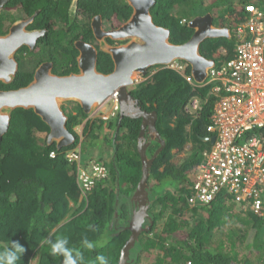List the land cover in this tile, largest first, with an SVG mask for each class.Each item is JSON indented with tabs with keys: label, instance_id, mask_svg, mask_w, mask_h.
<instances>
[{
	"label": "trees",
	"instance_id": "16d2710c",
	"mask_svg": "<svg viewBox=\"0 0 264 264\" xmlns=\"http://www.w3.org/2000/svg\"><path fill=\"white\" fill-rule=\"evenodd\" d=\"M247 5L264 10V0H157L153 10L155 23L170 30L173 44L189 41L194 34L189 22L211 14L218 28L232 34L231 39H209L201 45V55L218 63L234 57ZM221 49L227 50L224 59L219 57ZM31 81L32 74H22L4 89L16 90ZM132 93L144 111L158 113L156 128L165 148L148 182L150 230L131 249L130 262L264 264V209L255 213L234 200L191 202L194 171L212 145L207 129L219 98L210 87L194 89L170 70L136 85ZM193 97L202 101L196 115L185 111ZM67 115V128L76 140L61 150L47 145L50 129L32 110L17 109L12 115L9 132L0 142V264L119 263L131 235L124 228L142 175L137 150L141 120L119 122L117 115L110 122L92 121L78 105ZM85 120L87 141L75 132ZM105 128L112 135L104 134ZM151 144L149 158L160 148L158 141ZM79 145L85 162L99 161L108 169L91 191L82 190L76 165L64 159L66 151ZM107 148L112 153L104 163L95 151ZM54 151L55 160L49 156ZM183 153L186 157L177 162L176 156Z\"/></svg>",
	"mask_w": 264,
	"mask_h": 264
},
{
	"label": "water",
	"instance_id": "95a60500",
	"mask_svg": "<svg viewBox=\"0 0 264 264\" xmlns=\"http://www.w3.org/2000/svg\"><path fill=\"white\" fill-rule=\"evenodd\" d=\"M133 9V15L118 31L108 36L113 40L129 41L119 47L105 45L103 50L113 59L115 68L109 74L97 70V51L93 46L81 43L80 72L67 76H57L51 72V65H43L36 72L34 79L25 87L16 90H0V142L9 132L12 115L17 109L32 110L50 129L47 142L56 144L61 150L75 143V136L68 130V115L65 104L80 106L87 115L101 109L112 99L118 101L121 118L141 120L138 137V154L142 164V175L133 195L135 205L131 220L126 230L131 232L129 240L121 250L118 264H131L130 251L138 242L142 232L149 231L145 226L149 215V178L151 168L158 154L165 148V141L157 131L158 113L144 111L140 102L131 95L137 77H145L149 70L158 66L182 61L191 67V74L197 84H202L208 76V69L214 65L201 55L203 42L209 39L229 38L228 28L213 26L211 14L196 17L188 26L194 30L189 41L184 44H173L168 28L158 26L154 22L151 9L156 0H127ZM4 0H0V11ZM26 22L15 26L11 34L0 37V82L10 84L16 74L17 63L13 55L23 45L14 37L18 28L26 26ZM97 37L99 33L95 31ZM42 33H39L41 35ZM36 34L24 39L30 40V47L35 44ZM148 129L152 140H157L160 148L152 158L147 156L150 142L145 134ZM215 138L211 139V143ZM117 217V215H116Z\"/></svg>",
	"mask_w": 264,
	"mask_h": 264
},
{
	"label": "built area",
	"instance_id": "2783aa9c",
	"mask_svg": "<svg viewBox=\"0 0 264 264\" xmlns=\"http://www.w3.org/2000/svg\"><path fill=\"white\" fill-rule=\"evenodd\" d=\"M244 11L246 21L238 27L234 57L214 62L202 84H196L188 74L185 62L175 61L161 70L177 73L194 89L210 87L219 98L207 129L215 142L194 171L191 202L207 205L223 193L244 209L259 213L264 209V10L247 5ZM226 56L227 50L221 49L219 57ZM201 104L199 97H193L185 111L196 115ZM66 159L80 164L81 155L71 152ZM107 173L106 167L98 164L90 170L78 169L85 191Z\"/></svg>",
	"mask_w": 264,
	"mask_h": 264
},
{
	"label": "flooded vegetation",
	"instance_id": "af4514ba",
	"mask_svg": "<svg viewBox=\"0 0 264 264\" xmlns=\"http://www.w3.org/2000/svg\"><path fill=\"white\" fill-rule=\"evenodd\" d=\"M153 9L154 7L151 14L155 19L157 14ZM133 13L127 0H4L0 11V37L6 38L15 26L25 22L27 24L14 33L16 40L23 43L13 55L17 63L15 77L10 84L0 82V90H7L4 88L13 84L22 74H32L33 80L35 72L47 64L52 66L51 72L57 76L78 74L81 52L77 45H82L81 43L91 45L97 51V70L104 74L111 73L115 64L112 57L103 50V46L119 47L129 42L113 40L108 35L118 31L131 19ZM213 26L218 28L214 21ZM95 31L99 33V37ZM36 33L35 44L30 47L31 41L24 37ZM61 37L66 40L64 44ZM161 69L160 66L151 68L145 77L136 78V85L164 71ZM134 88L135 86L130 90L131 95ZM76 107V104L71 103V110ZM116 115L119 116V122L126 118H121L120 109L113 113L114 118ZM93 116L94 114L90 115L89 120H95ZM86 120L81 125L82 129L81 126L76 128V134L85 141V124L88 123ZM145 137L150 142L149 147L152 141H157L152 140L148 129ZM47 145L52 146L48 142Z\"/></svg>",
	"mask_w": 264,
	"mask_h": 264
},
{
	"label": "clouds",
	"instance_id": "9594fccd",
	"mask_svg": "<svg viewBox=\"0 0 264 264\" xmlns=\"http://www.w3.org/2000/svg\"><path fill=\"white\" fill-rule=\"evenodd\" d=\"M214 18V17H213ZM220 28V27H219ZM230 31V30H229ZM231 32V31H230ZM215 62V61H214ZM189 66V65H188ZM161 67V66H160ZM192 75V74H191ZM153 77V76H152ZM151 77V78H152ZM151 78H149V79H147V80H150ZM146 80V81H147ZM196 83V82H195ZM197 84V83H196ZM136 86V85H135ZM112 100H114V103H115V106L117 105V109L116 110H114L113 112H111V114L109 115V117H107V119H114V116H113V113L114 112H116V111H118L119 110V105H118V101L116 100V99H112ZM111 101V100H110ZM108 103V102H107ZM107 105V104H106ZM105 106V105H104ZM103 106V107H104ZM102 107V108H103ZM100 110V109H99ZM98 110V111H99ZM98 111H96V112H94V113H92L91 114V116L93 115V114H96ZM101 111V110H100ZM67 113H68V111H67ZM90 116V115H89ZM117 116V115H116ZM106 121V120H105ZM77 131V129H75V132ZM74 135V134H73ZM75 140H76V138H75ZM53 145H56V144H53ZM52 145V146H53ZM59 150V149H58ZM71 152H79L80 153V155H81V161H80V164H78V163H76V162H74V163H70L69 162V160H67L66 159V155L67 154H69V153H71ZM52 153H54L55 155H56V157L54 158V160L55 159H57V154L58 153H56L55 151L54 152H51L50 153V155L52 154ZM49 155V156H50ZM65 161L67 162V163H69V164H75L76 165V167H77V181H78V184H80L81 186H82V184L80 183V180H79V177H78V169H79V167H80V169H85V170H90L91 169V167H92V165L93 164H98V165H100V166H104V167H106L103 163H101V162H99V161H97L98 163H96V162H85L84 160H83V155H82V153H81V149H80V145L79 146H77V147H75V148H73V149H71V150H68V151H66L65 152ZM50 159H51V157H50ZM106 169H107V167H106ZM107 171H108V169H107ZM107 175H108V173H107ZM107 175H106V177H107ZM105 177V178H106ZM105 178H103V179H105ZM103 179H101V180H103ZM101 180H97L96 181V183H99ZM96 183H95V185H96ZM95 185H94V187H95ZM93 187V188H94ZM92 188V189H93ZM92 189H90V190H87V191H91ZM82 190H84V188H83V186H82ZM85 191V190H84ZM83 191V192H84ZM231 200V199H228V198H226L225 197V195L223 194V193H220L219 195H217V197L213 200V202L212 203H215V202H217V201H219V200ZM235 202V201H234ZM212 203H210V204H212ZM210 204H207V205H210ZM238 205V204H237ZM239 206H241V205H239ZM130 222V221H129ZM145 226H148L147 224H145ZM128 227V226H127ZM126 227V228H127ZM126 228H124V230H126ZM145 232H148V231H145ZM144 232H142L141 233V235L143 234ZM141 235H140V237H141ZM140 237H139V239H140ZM131 264L133 263V261L132 262H130Z\"/></svg>",
	"mask_w": 264,
	"mask_h": 264
},
{
	"label": "rangeland",
	"instance_id": "374dc122",
	"mask_svg": "<svg viewBox=\"0 0 264 264\" xmlns=\"http://www.w3.org/2000/svg\"><path fill=\"white\" fill-rule=\"evenodd\" d=\"M155 19H156V17H155ZM154 19V20H155ZM62 38V43L64 44V42L66 41V40H64V37H61ZM54 54V53H53ZM58 62L60 63L61 61H60V58L58 59ZM107 105H105L103 108H101L96 114H94V118H96V119H102V120H106V121H108V122H110V121H112L111 119H107V117H109V115L111 114V112L113 111V107H114V105H115V103H114V100H111V101H108V103H106ZM64 107H65V110L66 111H68V113L70 112V107H71V104L70 103H68V104H65L64 105ZM74 109H72L71 111H73ZM81 129H82V126L80 127ZM105 131H107V132H105ZM105 131H104V134H108L109 136L110 135H112V133L110 132V134H109V130H106V128H105ZM85 139H86V141L88 140V138H86L85 137ZM95 153H96V156L99 158V159H103V162L105 163H107L108 162V160L110 159V155H111V153H112V149L111 148H107V149H101L100 151L99 150H96L95 151ZM186 157V154L185 153H183V154H180V155H178V156H176V161L177 162H181L184 158ZM96 158V157H95ZM94 158V159H95ZM97 158V159H98Z\"/></svg>",
	"mask_w": 264,
	"mask_h": 264
}]
</instances>
